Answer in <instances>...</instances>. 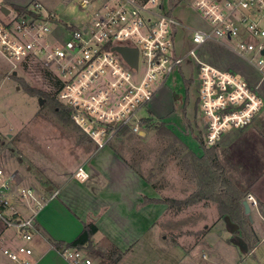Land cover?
Masks as SVG:
<instances>
[{
	"label": "rangeland",
	"instance_id": "obj_1",
	"mask_svg": "<svg viewBox=\"0 0 264 264\" xmlns=\"http://www.w3.org/2000/svg\"><path fill=\"white\" fill-rule=\"evenodd\" d=\"M3 1L10 7L15 5ZM14 1L24 4L39 1L60 19L77 26L85 17L78 8L79 0ZM194 3L195 0L165 2L172 16L185 26L175 27V56L187 53L194 46L191 28L208 26V21L195 9ZM195 53L222 69L243 74L251 85L259 81V75L251 64L220 44H204ZM44 73L40 66L34 64L13 68L0 54V166L17 170L13 194L4 195L8 199V205L3 209L6 217H10L12 211H16L21 219L32 214L34 199L29 196L21 198L20 189H31L35 197L37 192L49 186H58L80 160L76 150L84 147L87 151L85 156H89L84 166L88 173L91 166L111 165L112 156L117 159V165H121L114 172L105 169L96 182L99 187L88 188L89 193L80 199L81 206L99 205L98 199L110 201L101 215V222L109 220L112 226L109 227L107 221L101 224L107 233L119 228L129 232L127 227L136 206L130 199L132 189L160 197L152 199L153 205H147V213L151 210L149 215L153 223L148 226L146 236L137 233L134 237V233H128L134 243L129 250H119L122 254L115 264H264V229L257 233L260 242L253 249L245 250L239 243V232L233 230L226 219L216 220L219 212L212 200L201 199L183 206L164 201L182 200L195 191L196 182L184 169L183 162L189 160V151L201 154L198 140L202 139L206 144V118L197 103L198 68L192 55L182 60L156 94L143 134L126 131L95 152H92L94 143L71 118L67 122H59L43 108L44 100L40 104L39 96L26 91L25 85L47 91L53 89L50 76ZM259 91L264 97V81ZM232 128L228 127L226 131ZM216 143L206 146L215 147ZM133 168L146 178L134 180ZM91 177L84 181L73 177L68 185L65 184L64 190L74 191L73 183H86ZM73 202L70 201L72 207L84 208ZM164 203L168 205L167 211ZM130 208L131 212L127 213ZM18 239V243H23ZM4 244L0 241V264H10L12 262L2 252ZM97 245L92 244V247L107 252L112 249L106 237L101 238ZM84 249L92 257L93 264L100 263V257L95 256L90 247Z\"/></svg>",
	"mask_w": 264,
	"mask_h": 264
},
{
	"label": "built area",
	"instance_id": "obj_2",
	"mask_svg": "<svg viewBox=\"0 0 264 264\" xmlns=\"http://www.w3.org/2000/svg\"><path fill=\"white\" fill-rule=\"evenodd\" d=\"M165 2L79 0L85 17L77 26L39 1L18 10L0 0V54L13 68L34 64L50 76L56 99L70 108V118L94 143L95 151L126 131L143 134L156 94L192 55L198 68L197 103L206 118L204 138L207 145H214L228 127L249 124L264 106L259 91L264 81V0H195V9L208 26L191 28L194 46L176 56L175 27L183 25ZM211 42L251 64L258 83L251 85L243 74L199 58L196 49ZM118 46L137 50L136 67L115 49ZM84 166L80 164L72 176L86 180ZM14 188V173L0 167V221L23 241L2 252L10 264H35L31 242L37 229L32 218L20 219L16 211L10 217L3 214L8 205L4 195ZM19 196L34 199L29 188H21ZM246 199L250 206L256 204L250 194ZM58 251L71 264H93L84 248Z\"/></svg>",
	"mask_w": 264,
	"mask_h": 264
},
{
	"label": "crops",
	"instance_id": "obj_3",
	"mask_svg": "<svg viewBox=\"0 0 264 264\" xmlns=\"http://www.w3.org/2000/svg\"><path fill=\"white\" fill-rule=\"evenodd\" d=\"M6 1L10 2V4L24 5V3L14 0ZM193 151L198 154L197 151ZM76 152L80 160L71 169L69 176L58 186H51L50 189L47 187L44 191L37 192L34 197L35 205L33 206V212L26 218H32L37 228V232L31 242L33 249L31 258L35 264H71L52 245L71 242L82 231L84 225L91 221L97 226V231L91 237L92 244L97 245L101 238L106 237L111 246L121 251L124 249L129 250L134 243L133 240L131 241L133 238L127 236L128 233H134V237H136L137 233L146 236L148 226H152V218L149 215L151 210L147 213V205H153L155 202L152 199L160 197L146 194L139 189H132L133 192L130 196L131 201H134L136 206L133 208L134 214H132L131 220H129V227H127L129 232L120 230L119 228V230L115 229L114 232L109 231L107 233L106 230L102 229L101 224H104L106 221L109 227L111 226L109 220H105L104 223L101 222V215L106 209L105 205L110 202L106 199H98L100 201L99 205L82 204L84 208L80 210L74 206L72 207L70 201H74L73 203L83 207L80 204L82 203L80 199L89 193L88 188L97 186L96 182L101 178L105 169H107V172H114L116 168L121 166L117 165V159L112 156L113 158L110 160L112 162L111 165L100 164L98 168L97 166H91L89 176L92 177L91 179L89 178L88 182L73 183L75 184V190L65 191L64 186L65 184L68 185L71 181L70 179L73 178L72 173L80 164L85 163L87 157H89L85 156L87 151L84 147L78 148ZM92 152H95V150ZM215 152L217 160L223 166L227 179L238 189L245 192L243 200L246 199L247 194H250L256 200V204L250 206V211L246 215L251 218L252 228L258 238L257 233H259V229H264V106L254 115L249 124L225 130L216 143ZM114 162L116 164L113 165ZM123 164L125 165V162ZM0 167L3 168L2 166ZM3 169L14 173V177H16L17 173L15 171L17 170H10L11 168L7 166L6 169ZM132 173L134 180L138 179V177L141 180H143L142 178H146L134 168ZM164 204H166L165 208L167 211L168 205L167 203ZM251 208L253 209L251 210ZM129 212H131V208L130 210L127 209V213ZM218 219L224 220L225 217L218 216L216 220ZM236 232L240 234L238 229H236ZM18 238L13 229H5L0 221V241L6 244L3 247L19 244ZM259 242L260 239L258 238ZM229 243L231 242L229 241Z\"/></svg>",
	"mask_w": 264,
	"mask_h": 264
},
{
	"label": "trees",
	"instance_id": "obj_4",
	"mask_svg": "<svg viewBox=\"0 0 264 264\" xmlns=\"http://www.w3.org/2000/svg\"><path fill=\"white\" fill-rule=\"evenodd\" d=\"M12 7L18 10L23 9L22 5L19 4L12 5ZM44 74L48 75L46 72ZM24 87L28 93L41 97L44 100L43 108L47 110L49 114H52L59 122L71 120L70 108L56 99L53 89L47 91L26 85ZM198 142L202 149L201 154H197L193 150L189 151L187 155L189 156V160L183 162L184 169L191 174L192 179L196 182L197 187L195 191L182 200L164 199V201L170 204L183 206L194 204L201 199L212 200L217 205L219 217H227L230 225L233 227L236 226V229L240 231L241 235L238 237L240 245L243 246L245 250L253 249L258 243V238L255 235L251 220L249 216L246 215L242 204L245 192L235 187V185L227 179L223 166L217 160L215 147L206 146L202 139L198 140ZM96 231L97 226L91 221L84 225L82 231L71 242L53 244L52 246L58 250L66 247H90L92 253L100 257L101 264H115L122 253L114 246H112L109 252L103 249L97 250L93 248L91 237Z\"/></svg>",
	"mask_w": 264,
	"mask_h": 264
},
{
	"label": "water",
	"instance_id": "obj_5",
	"mask_svg": "<svg viewBox=\"0 0 264 264\" xmlns=\"http://www.w3.org/2000/svg\"><path fill=\"white\" fill-rule=\"evenodd\" d=\"M2 10H4L5 12H8V9L6 7H2ZM115 49L117 51H119L123 57L134 67L137 66V50L135 48H129V47H124V46H118L115 47ZM16 74V71L13 72V75ZM43 102V99L41 97H39V103L41 104ZM51 188V186H49V189ZM242 204L244 206L245 209V213H249L250 211V205L247 201V199L242 201ZM225 219L228 221V218L225 217ZM229 223V221H228ZM230 225V223H229ZM236 229V226L233 227V230ZM101 264V263H99Z\"/></svg>",
	"mask_w": 264,
	"mask_h": 264
}]
</instances>
